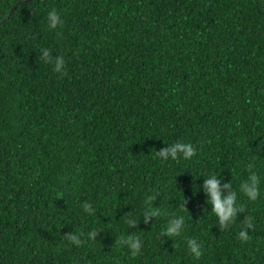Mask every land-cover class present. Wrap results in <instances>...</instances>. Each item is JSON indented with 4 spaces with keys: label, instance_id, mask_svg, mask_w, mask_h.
Listing matches in <instances>:
<instances>
[{
    "label": "trees",
    "instance_id": "trees-1",
    "mask_svg": "<svg viewBox=\"0 0 264 264\" xmlns=\"http://www.w3.org/2000/svg\"><path fill=\"white\" fill-rule=\"evenodd\" d=\"M176 142L196 155L155 156ZM213 175L245 210L226 229ZM172 217L180 235L161 237ZM0 264H264V0H0Z\"/></svg>",
    "mask_w": 264,
    "mask_h": 264
},
{
    "label": "clouds",
    "instance_id": "clouds-1",
    "mask_svg": "<svg viewBox=\"0 0 264 264\" xmlns=\"http://www.w3.org/2000/svg\"><path fill=\"white\" fill-rule=\"evenodd\" d=\"M48 26L50 29H55L59 23H61L59 15L55 10L49 12L48 14ZM40 59L46 63H51L54 65V71L57 73H61L64 69V60L63 57H52L50 55L49 50L42 49L41 50ZM154 154L161 161H166L168 159L177 160L182 156L183 159L188 160L196 155V150L189 143L176 142L171 146L164 147L159 151L153 149ZM249 170L251 171L252 165L250 164ZM259 185V177L252 172L246 181L242 182L239 186V191L243 193L249 200H256L259 196L258 191ZM203 190L208 198V203L211 205L212 213L217 217L218 227L221 229H226L228 226L234 221L237 217L238 213H243L245 210L243 207H237V194L232 191L231 183H221L220 180L216 178L215 175L210 178L204 180L203 182ZM226 193V194H225ZM156 197H149L148 203L154 202ZM187 201H184V206ZM85 212L91 213L92 207L87 202L82 205ZM161 215V210L159 208H151L150 210L145 211L143 222L148 224L150 220L154 219ZM133 227L136 226V221L129 219L127 221ZM243 228L239 232L238 238L241 241L246 242L249 239L248 232L245 229H252L253 223L252 219L249 216H245L242 220ZM184 225L183 217H172L168 220V224L166 229L161 232V237H176L179 236ZM81 235H84L81 233ZM89 239H95L98 235L96 231H92L87 234ZM65 239L70 241L71 243L79 246L82 244V240L80 236L67 233L65 234ZM119 245H126L130 250V254L135 257L140 254V250L142 248V242L140 237L135 234H129L127 238L121 237L118 241H116ZM187 247L190 254L199 259L202 255L200 245L193 239L187 240Z\"/></svg>",
    "mask_w": 264,
    "mask_h": 264
}]
</instances>
